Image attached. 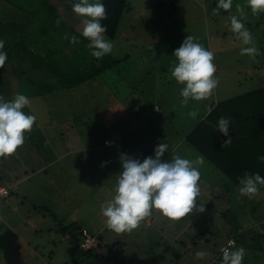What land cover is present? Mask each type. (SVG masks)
<instances>
[{
    "label": "rangeland",
    "instance_id": "obj_1",
    "mask_svg": "<svg viewBox=\"0 0 264 264\" xmlns=\"http://www.w3.org/2000/svg\"><path fill=\"white\" fill-rule=\"evenodd\" d=\"M130 3L133 8L125 14L117 40L110 41L113 43V55L120 57L130 50L131 59L121 63L114 74L108 72L70 90L44 92L32 82L45 81L51 85L50 80L46 79V74L34 72V58L27 53L22 54L20 59L18 56L16 59L11 56L6 60L3 71L0 69V96L5 100H10L17 93L27 96L31 104L22 111L36 117L32 131L25 133L24 144L27 147L22 145L13 155L0 157V173L2 176L8 174L12 179H19L15 184L16 194L20 195V201L24 204H30L32 199L44 204L46 209L36 208V215L41 219L38 234L46 241V251H49L45 254V260L51 259L52 264L55 261L63 263L64 260L69 264L71 257L76 255L68 251V245L58 232L60 224L72 221H78L92 234L100 233L103 236L104 246L96 245L92 249L97 253L94 264H108L105 262L109 259L111 264H117L114 260H121L123 264H198L199 259L195 255L197 251L210 253L212 242L220 247L227 235L236 230L227 216H219V212L228 206V194L223 191L226 179L207 161L199 169L201 179L198 182L200 196L197 203L204 204L203 213L194 210V214L180 220H169L153 210L152 215L142 220L138 228L131 232L115 233L106 227L101 215V205L115 195L113 188L122 171L120 157L126 154L123 147L127 146L128 138L134 135L130 127L145 118L159 122L165 119L171 122L174 129L186 133L213 101L264 87V12L253 15L250 8L247 9V0H233L231 11L220 9L219 15L215 16L212 13L217 0H130ZM237 4L243 6L244 10L247 9L244 18L250 21L251 27L248 30L261 52L253 60L258 61L259 69L253 67L254 63L250 66L252 59L249 56L240 54L241 48L248 46L243 45L227 26L229 22H226V17L230 14L239 15L236 12ZM16 17L14 5L4 4L0 0L2 29L8 28ZM22 19L24 18L20 16L17 18ZM83 19L85 18L77 15L70 16L72 24L81 31ZM22 27L24 29H18L19 32L16 33L26 42H18L13 50L19 47L22 52L24 47L29 46L38 51L41 46L40 36L34 32V27ZM188 35L195 37V42L214 53V77L219 79V84L208 99H189L187 106H182L180 91L185 85L178 84L174 78L170 79L168 69L177 62L173 53ZM158 66L163 67L161 72H158ZM21 70L25 71V75L19 73ZM137 71L141 75H133ZM38 72H41L40 69ZM29 74H37L38 80L27 79L26 75ZM130 83L134 85V90H131ZM156 94L159 97H155ZM155 98H159L157 105L160 106V114L153 110ZM191 110L198 111L195 119L188 116ZM127 117L129 123H120V120L126 121ZM154 126L153 121L148 122L143 130L150 134ZM164 131L168 132L170 128H164ZM124 135L125 139H122ZM143 138V142L147 143L149 135H144ZM65 139L69 140L67 145L73 149L81 145L90 148L94 144L99 148L88 149L92 155L90 158L83 152L79 153L78 149L67 159L53 162L54 151L59 152L65 147ZM106 139H116V143L108 148L103 147ZM144 143L141 145H146ZM151 146L145 155L154 158L155 152ZM173 146L168 145L165 161L170 160L173 153L189 160L198 155L186 143L176 145V152L170 151ZM142 148L145 149L146 146ZM127 156L131 158L129 153ZM146 157L139 160L143 162ZM40 158L43 161L44 158L46 161L52 159L49 164H53L48 165L50 167L47 169L48 177L34 163V159L40 163ZM32 166L37 172L31 171ZM111 178L115 180L114 183ZM238 188L236 196L240 203L230 204L240 225L238 227L241 229L242 226H252L257 234L264 232V225L258 224L259 220H264V186H259L258 194L252 199L247 196L242 199ZM49 191L50 195L47 194ZM9 199L14 200L15 196ZM8 206L12 212L13 208L9 204ZM2 207L0 201V212L3 210L10 216ZM146 219H149L147 224ZM8 222L15 226L13 221ZM4 227L1 223L0 242H16L13 237L5 234ZM23 233H26L29 244L35 247L34 236L30 239V231ZM112 242H116L114 249L110 250L114 252L113 256L106 246ZM258 242L264 243V238L250 241V253L258 252ZM38 250L46 253L42 248ZM53 253H61L60 258L56 260ZM102 255L111 257L104 260L100 258ZM90 259L83 257L82 260L87 264ZM76 260H80L79 253ZM255 262L261 264L264 259Z\"/></svg>",
    "mask_w": 264,
    "mask_h": 264
},
{
    "label": "trees",
    "instance_id": "obj_2",
    "mask_svg": "<svg viewBox=\"0 0 264 264\" xmlns=\"http://www.w3.org/2000/svg\"><path fill=\"white\" fill-rule=\"evenodd\" d=\"M2 1L7 5L13 4L15 16H17L11 21L10 26L5 29H2L3 21L0 19V40L5 42L3 51L7 52L8 58L12 56V58L14 57L16 59L18 56L20 59L21 55L24 53L34 58V72L46 74V79L50 80L51 85L46 84L45 81L42 82L49 92L55 89L70 90L98 76L105 75L108 72L114 74L121 63L131 59L130 50H127V53L120 57H116L112 53L105 55L99 60L92 57L89 49L86 47L89 40L82 36V31L73 25L70 20V16H74L75 14L72 12L71 5L67 3V0H11L12 3L9 0ZM101 2L107 9L108 17L106 20L101 21V23L107 27L105 35L109 40L115 41L119 36L125 14L130 12L133 8L132 4L130 0H101ZM19 16L24 19L17 20ZM57 20H60L59 26L56 24ZM242 22L245 24L246 28L249 29L251 27L249 26V20H242ZM21 24L34 27V32L40 36L41 46L38 51L29 46L24 47L22 52H20L19 47L13 50V47H15L18 42H26L21 35L16 33L19 32L18 29H24ZM65 34H67L69 38L72 36L77 37L79 43L73 44L70 42V39H64ZM258 57L259 56H257V58ZM251 61H253V59ZM39 69L41 72H38ZM1 70L3 71V68ZM19 73H24L25 75L24 70H21V72L19 71ZM36 75L37 74L30 76L38 80ZM133 75H141V72L137 71ZM32 83L35 85L40 84L38 81H33ZM132 86L134 87V85L131 84V90H134ZM154 96L159 97L157 94ZM145 100H147L146 97ZM158 102L159 98H155L153 110L160 114V106L157 105ZM221 116L231 118L229 135L232 137V143L229 147L225 148L222 147V145L226 137L217 131L216 127L217 121ZM151 121L157 123V120L145 118L144 121H140L137 125H146ZM120 123H129V118L127 117L126 121L120 120ZM120 132L121 130L119 129V133ZM125 135L122 139H125ZM115 140L116 139H106L103 141L102 146L106 148L111 147L116 143ZM184 143L193 147L197 154H202L205 161L211 164L213 168L226 179L224 184L225 189H223V191H226L228 194V199H226L228 206L225 210L219 212V216H227L229 221L235 225L236 230L235 233H229L227 235L224 242H222L224 243L223 245H225L229 239H233L235 245L230 248V251L242 246L246 251L242 264H256L255 261L258 259L261 262V260L264 259V243H257L258 252L256 253H250V249L248 248L250 247V241L252 239L258 240L264 238V232L257 234L252 229V226H242L240 229L238 227L240 225L237 222L234 208H231L230 204L231 202L237 204L235 193L240 186L239 179L243 177L245 172L252 174L259 173L264 177V163L260 162L258 159L264 156V87H259L249 92L234 95L222 100L213 101L206 110L201 112L199 119L192 128L185 133ZM26 147L27 145H25V148ZM79 148V153L83 152L85 156L90 158L92 155L89 151L91 149H98L99 146L97 144L90 146L89 151L88 149L86 150L88 151L87 153L81 150L84 148L82 145ZM93 159H95V157ZM3 184L4 178L0 175V185ZM2 187L7 189L8 193L6 195L0 193V197L6 198L10 196L11 191L4 186H0V188ZM233 207H235V204ZM37 208L46 209L45 206H37ZM83 229L88 231V229L78 221L59 225L58 232L61 233L63 242L68 245V251L76 253L75 256L71 257L69 264H86L82 260L83 257L88 259L91 257L87 264H94V260L97 259V253L92 250L95 247L84 250L80 246L83 238ZM50 231L51 229L49 232ZM246 233H250V235ZM90 234L96 237L98 247L104 246L102 245L103 236L100 233ZM115 245L116 242L106 244L109 251H112ZM223 245L219 247L212 242L211 246L213 248L210 249L211 252L208 253L206 257L199 259L198 264H222L223 253L221 247ZM77 253H79L80 260H76ZM111 254L112 256L115 255L114 252H111ZM106 257H108V255H102L100 258L106 260ZM110 257H108V259ZM114 261L117 262V264H123L121 260ZM66 263L67 260H64L63 263L59 264ZM105 263L111 264L112 262L109 259V261ZM49 264H52V260L49 261ZM261 264L264 263L261 262Z\"/></svg>",
    "mask_w": 264,
    "mask_h": 264
},
{
    "label": "clouds",
    "instance_id": "obj_3",
    "mask_svg": "<svg viewBox=\"0 0 264 264\" xmlns=\"http://www.w3.org/2000/svg\"><path fill=\"white\" fill-rule=\"evenodd\" d=\"M72 12L83 17L82 36L89 40L86 47L92 57L97 60L110 54L113 43L106 37L107 27L101 23L106 20L107 9L101 0H67ZM233 0H217L213 15H219L220 9L229 12ZM247 7L253 15L264 12V0H247ZM236 12L226 17L229 30L236 34L243 45L240 54L247 55L255 60L261 55L256 46L252 33L245 27L242 19L246 16L244 7L237 4ZM57 26L60 20L56 21ZM70 39L73 44L79 43L77 37ZM5 42L0 40V69L5 66L7 52L3 51ZM173 56L176 63L169 67L170 79L174 78L178 84L185 85L180 96L182 106H187L189 99L202 101L213 95L219 84L214 77L216 66L213 63L214 53L202 44L195 42V37L188 35L177 48ZM31 101L23 94L17 93L10 100L0 96V157L13 155L25 143V133L32 131L36 122L34 115L22 111L30 106ZM197 110L188 112V116L195 119ZM231 118L221 116L217 121V131L226 137L222 147H229L232 137L229 135ZM168 151V145L160 143L154 150V158L146 157L143 162L139 159L121 155L122 171L118 174L113 191L115 195L111 200L101 205V215L104 217L106 227L115 233L131 232L139 227L142 220L152 215L153 210L159 212L169 220H180L195 212L203 213L204 204H198L200 196L199 181L201 179L200 167L205 163L202 154L189 160L173 153L168 161L162 160ZM264 163V156L258 158ZM238 188L241 197L252 199L259 192V186H264V177L259 173L245 172L239 179ZM235 241H229V246L222 249V264H242L246 255L241 246L231 250ZM198 259L208 255L205 251L195 253Z\"/></svg>",
    "mask_w": 264,
    "mask_h": 264
},
{
    "label": "crops",
    "instance_id": "obj_4",
    "mask_svg": "<svg viewBox=\"0 0 264 264\" xmlns=\"http://www.w3.org/2000/svg\"><path fill=\"white\" fill-rule=\"evenodd\" d=\"M5 8H6V6L4 7V9ZM247 9H249V8H247ZM247 9L244 10L245 13H246ZM230 11H231V9H230ZM232 12H234V10H232ZM242 20H245V18H243ZM252 63H254L253 67L255 69L256 68L259 69L258 61H250V66ZM162 70H163V67L158 66V72H161ZM253 71H255V70H253ZM26 77L29 80H32V78H33L29 75H26ZM36 85H38L39 89L43 90L44 92H46L48 90L47 87L45 88V86L42 83L36 84ZM47 92H49V91H47ZM157 123L161 124L162 126H158ZM157 123L155 121L153 122V124L155 126H154V128H152L153 131L150 132V134H148L147 132H145L143 130V126H145V124L144 125H137L136 124L132 127L129 126L131 128V131L134 132V135L131 136L130 138H128L127 146L123 147V149L125 148L123 150L126 153L125 155H127L129 153L131 155V158L141 159V157H146V155H147L146 153L148 152V149L151 145H152L151 147H152L153 152H154L155 148L160 143H164L167 145H174L170 150L171 152H176V145H179V144L184 145L185 133L180 132V130L178 131L177 129H174L169 120L163 119L162 122L157 121ZM177 124L179 127L181 126L179 123H177ZM164 128H170V131L166 132V131H164ZM190 129H188L187 132ZM144 135H146V136L149 135L147 143L143 142V140L145 139V138H143ZM176 138H177V140H175ZM67 141L69 142L68 139H67ZM67 141L65 139L66 144L62 150H60L59 152L54 151V154L52 153L54 155V157L52 158L53 162L55 160H62L65 158L67 159L70 155L75 153L78 149L80 150L79 147H76L73 149L70 146H68ZM149 142H151V145L149 144ZM143 143L146 145H141ZM45 144H47V143H45ZM91 144H92V142H91ZM144 146H146L145 149L142 148ZM87 149H90V148L86 147V148H83L81 150L86 151ZM37 156L39 157L38 154H37ZM40 159H41L40 163L37 161V159H36V161L34 159V163H35V165H39L37 167V169L44 172L43 174L45 176H47V169L53 164V162L51 164H49L52 161V159L49 161H46L45 158H44V161L42 160L43 158H40ZM162 160H164V161L167 160V154H165L164 157H162ZM36 162H38V163H36ZM48 165H50V166H48ZM31 171H33V173H34V171L37 172V170L33 169V166L31 168ZM33 173H32V175H33ZM0 175L2 178H4V184L0 185V186H4L11 191L10 196H8L6 198L0 197V201L3 204L2 208L7 210V212L10 214V216L6 215V213H4L3 210L0 212V226H1V223H3L5 226L3 229V230H5V234L10 235V237H13L16 240V242L13 240H3L0 242V264H49V261H51V259L45 260V254H47L49 252V251H46L47 250L46 241H43L42 238L40 237V235L38 234V232L41 229L40 228L41 219H39L36 215L37 206H39V207L44 206V204L41 202H38L34 199H32L30 201V204H24L23 201H20V198H19L20 195L16 194V185L15 184H16V181H18L19 179H17V178L12 179L11 176H9L8 174H6V175L4 174L2 176V174L0 173ZM112 182L114 183L113 179H112ZM47 194L50 195L51 192L49 191V192H47ZM235 195H236V193H235ZM13 196H15V199L10 200L9 197H13ZM23 196H25V195H23ZM241 198L243 199L244 197H241ZM235 200L237 201V203H240V201H238V199H237V196H235ZM8 204L11 205V207L13 208L12 212H10ZM24 205H26V207H24ZM8 220L13 221L15 223V226L10 224L8 222ZM148 221H149V219H146L145 224H147ZM258 224L263 225L264 220L263 219L259 220ZM25 231H30V233L32 235L30 239H32V237L34 236L33 240H35V247L36 248L33 247L32 245H30L29 242L27 241V237L25 236V234L28 232L23 233ZM39 248L44 249L46 251V253H42L40 250H38ZM13 252H15V254H13ZM53 254H54V256H56V260L58 258H60V256H61V253H58V255L56 253H53ZM54 264H58V261H55Z\"/></svg>",
    "mask_w": 264,
    "mask_h": 264
},
{
    "label": "built area",
    "instance_id": "obj_5",
    "mask_svg": "<svg viewBox=\"0 0 264 264\" xmlns=\"http://www.w3.org/2000/svg\"><path fill=\"white\" fill-rule=\"evenodd\" d=\"M0 193L4 195L8 193V190L5 189V188H0ZM82 235H83V238H82V241H81V248L84 249V250H87V249H90L92 247H95L97 245V239L95 236L91 235L86 229H83L82 230ZM229 241H234L233 239H229L225 245H223L221 247V250L225 247H228L229 246Z\"/></svg>",
    "mask_w": 264,
    "mask_h": 264
}]
</instances>
